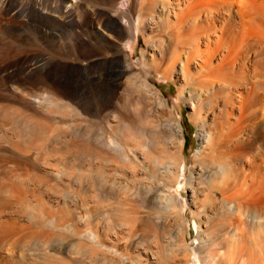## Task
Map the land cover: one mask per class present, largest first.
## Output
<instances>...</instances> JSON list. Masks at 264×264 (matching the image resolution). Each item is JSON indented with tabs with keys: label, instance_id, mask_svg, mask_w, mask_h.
Segmentation results:
<instances>
[{
	"label": "rangeland",
	"instance_id": "1",
	"mask_svg": "<svg viewBox=\"0 0 264 264\" xmlns=\"http://www.w3.org/2000/svg\"><path fill=\"white\" fill-rule=\"evenodd\" d=\"M26 1L27 0H0V105H13L19 107L26 114L33 116L36 121L41 120L46 123L48 122L54 130L56 129L54 132L48 133L37 140L38 143H44L48 138H59L60 140H63L72 136L75 137V133L84 134L90 131V128L94 130L97 129L102 135L107 137L108 141H110V138L113 137L110 128L114 126H119L120 128L117 127L116 130L119 134H122L123 137H125V135H127L126 131L124 130L121 119L118 117L120 116L121 105L128 96L127 83L131 80L128 77L131 75L129 71L126 72L124 70L123 74L114 72L112 78L109 79V83L112 85L113 89L112 103L114 106L112 105L113 107L105 108V106L101 104V97H98L97 95L92 99V96L89 98L85 97L86 100L79 99L73 92H71L72 90H67L57 80L53 79L52 71L46 70V67L47 65L53 64L52 66H56V68L59 67L58 69L61 70L62 73L70 72L69 74L76 70L93 72L92 76L94 78L97 80H104V77L98 75L97 71L101 70L104 65H108L120 58L128 57L134 67V72H141L149 84L155 86L159 90V94L166 104L164 115L168 117L171 122L178 123L183 132L182 136L184 144L181 147L182 156H180L179 160L181 161L180 169L182 170L184 168V175L180 176L179 179H188L191 175V171H195L198 167L195 159L196 155L199 153L200 147L197 135L198 125L192 117L193 105H191L190 102V95L192 93L195 95L198 91L200 92L204 89L206 90V85L204 83H207L208 80L205 81V77V79H207V77L212 79L215 78V80L218 81L217 83H222V80L220 79L219 82V80H217L218 78L216 79L213 75L205 76L203 74V76H205L203 78L198 76L200 74H196L197 79L192 80L191 84L187 83L184 90H182V87L185 84L184 80L164 78L159 72L149 68V62L152 58V51L149 46L151 44L150 39L151 37H156L158 34L162 33L161 30L163 29V25L158 19L155 20L158 22H154L156 24L154 26L153 24L150 25L149 23H146L150 16H142L141 6L147 0H28V4L24 3ZM227 1L231 0L202 1L212 5L220 3V8L217 7L216 9H221L219 10V18L221 19V22H218L220 24H218V31L214 34L215 36L213 35V37L210 35V39L212 40L211 44H215L214 42L218 39V36L222 35L221 37H225L224 27L226 28L229 23L235 25L236 33L239 36L245 34V37L242 38H246L248 36L246 34L251 32L249 26L250 19L248 18V14L246 15L244 13V11L247 12L246 9L248 8H242L243 5H241V2H244L245 0H238L239 2L237 0H232V6ZM248 2H251L250 5L247 4ZM244 3L247 5L244 4L245 6L243 7L249 6V10L256 8L258 5L256 4V0H247ZM227 6H230L229 10H226L228 9ZM155 7L154 10H161L160 2L156 4ZM216 9H214L215 11L213 10L214 14H218ZM157 10H155L154 14L152 13L154 17L157 15ZM86 11H89V14L91 13V15H94V19L86 13ZM251 11L249 14L253 15V12ZM69 13L75 15L78 14V17H75V22L71 21V19L67 20L66 17H62V15L67 16L66 14ZM171 14L169 15V19L173 21V14ZM202 15H204V12ZM55 16L58 17L64 25L58 23L54 19ZM141 17L143 18V25L145 24L144 27H138L137 24ZM90 19L92 23L90 22ZM112 20H116L117 22L120 21L122 23L124 22L123 24L125 25L128 23L131 24L132 22L133 26L131 29H128L130 25H127L128 27L124 25L123 29L121 26H113L108 22ZM72 22H74V24ZM146 24L149 25L147 26ZM158 27H160L159 29L161 32ZM153 39L154 38H152V40ZM109 40H111L112 44L109 43ZM193 45L195 46H192L191 43H185L184 46L180 44L179 48L180 50L182 49L181 52L183 54V50H190L187 48L192 47L191 49H193L196 47V44ZM200 49H206L203 43H200ZM217 51L212 58L213 64L218 61L219 54L223 50L220 48ZM205 52L206 51H204V54ZM182 54L180 53L184 59L185 54ZM201 54L202 53L198 54L197 52L193 53V56L191 57L192 71L198 69L197 63L201 58ZM126 77L130 80H127ZM201 80L204 85L200 82ZM199 83L202 84L200 87L198 85ZM22 88H24V90ZM218 94L223 95L221 92ZM37 96L40 101H35ZM132 96L138 98L139 100L134 99V101H139L140 104H131V109H134V112L135 107L142 110L140 112L141 116L143 115L142 119L144 121L152 120L151 97L141 96L137 92L133 93ZM98 102L99 104H97ZM58 108L63 112L58 110ZM104 118H108L107 121ZM27 123L32 125L29 121ZM5 128H7V126H2L0 128V150L7 147V143L2 140L4 131L6 130ZM128 129L131 131L130 127ZM115 131L113 132L114 135H119L118 133H115ZM135 138V140L140 142L148 139L147 135L142 132L139 133V135L137 134ZM133 145L134 144H128V148H134L135 145ZM33 151L34 150H31L30 152L32 157L37 155L34 153L35 151ZM145 151L148 150H135V154L138 156V162L143 160V156L141 155H143ZM52 153L50 155L45 153H43V155H38L39 158L37 161L35 160L39 167L37 174H40L44 181L38 186L31 184L34 181H31L30 184H25V186L30 189L34 187L38 188V190L42 192L43 196L41 199L42 202H45V207H50L48 204H54L55 206V203L57 204V202L59 205H62L66 200L67 203L69 201L66 206H69L70 210L73 208L75 209V205H79L77 211L87 217L91 212L86 208L93 205V203L94 205H100L101 203L100 197L103 195L101 191L103 190V182L100 180L96 187H91L89 180L91 177H89L90 175L86 171L88 160L87 158L85 159V157L77 163L75 162L76 160L74 156L63 158L64 163H67L68 166L76 164V168H68L70 172L68 171L66 172L67 174L63 175L62 173L59 174V170L64 168H62L63 166L61 167V165H59L60 167L58 166L60 169L52 168L51 165L53 163L56 164L60 161L59 157H55V154L53 155ZM150 155L151 154H149V157ZM138 162H135L136 165L133 164V167L135 168H133L132 171L131 168H118L116 178L119 177L117 178L119 179L118 181L121 180V182L123 181L122 183H126V187L128 186V188L123 189L121 185L116 184L120 186V188L115 185V189L119 191L121 189V193L118 192L117 195L120 194L121 196L122 194L124 197L126 194L129 196L128 193H130V195L135 193L132 200H135L136 206L139 204L140 206H138V208H140L142 206V197L148 195L145 193L147 192L145 190L146 187L143 188V186L149 184V182L145 178L146 174L142 171L141 167L138 166ZM81 164L83 168L81 167ZM80 168H82V171L78 172ZM131 173H134L132 174L133 178L130 175ZM123 174L124 177L127 178L120 179V177H123ZM113 176H115V174H113L112 177ZM105 177L107 176L105 175ZM58 178H60V180ZM149 185H152V183ZM141 186L142 190L140 188ZM153 186L155 189H165L167 193L177 196L178 199L186 203L184 204L185 206L183 205L182 207L183 210L180 209L181 212L179 209H176L172 214L166 212V214L163 213L164 211L159 207H155V209L153 208L152 213L154 214V220L152 221L153 224L151 229H149V232L147 230H145L147 232L144 230L141 231L139 227H136V222H134L132 228L128 223H122V225L116 224L118 230L113 228L110 230L109 234L105 236L104 231H106V228L109 225L106 220H104L105 218L98 217L99 219H91L89 221L90 225L89 223L87 224L86 221L80 223L76 222L75 232L77 233L79 231L76 234L75 232L70 231L71 221L69 222V220H66L61 222L62 220H60L58 222L55 220L56 216H45V212L41 211L39 213L31 208L30 206L36 204V201H32L33 203H30L29 205L24 201H22L23 203H20L13 200V202H10L3 208L0 206V225H5L7 229L1 236L0 263L2 264L4 260L8 261L7 263L9 264H42V262L45 264H62L61 258L63 257V254L64 256L70 255L69 257L72 258H80L81 255L76 254L74 248L71 249L70 244L73 245L74 243L85 242V244H92L91 246L97 248L98 244H96L93 237H90L91 234L94 233V230L92 229L94 226L93 224H95L97 229V234H94L100 236L102 239L105 238V241H102V244L98 246V248H101L100 250H103L102 252H106L108 257L111 260H114L116 264H181L187 261L190 257L192 259V255H197V251L201 262H205L211 260V257L208 258L210 255L205 243H221L222 238V243H224V241L226 242L227 239L230 240L232 238L231 240L234 239L235 241H233L237 242L238 246H242L244 249L242 250V254L237 252L229 254L234 264H240L241 262H243L242 264L264 263V204L263 206L261 205V216H258V218L255 217L253 220L250 219V217L247 218V214H244L243 210L239 207L240 203L234 198L225 201L219 196V194H216L215 203H210L209 201H207L208 203H201L200 201H203L206 190H201L199 192L198 198L200 200L198 201L191 199V191L185 186V184H183V182L172 188L164 187L162 182L154 184ZM56 187L61 188L59 191L60 193L56 190L59 196H57V192L54 191V188ZM95 193H98V197ZM143 193H145L144 196ZM85 194L87 196H85ZM92 194L93 197L95 195L97 198L91 197ZM136 194L137 196H135ZM88 195L90 197H88ZM65 196L66 198H64ZM83 196L90 199H86V204L84 205L82 203ZM129 198L130 197H128V199ZM143 206L140 208V213L145 214L148 212L149 206ZM174 213L177 216H175ZM128 226L131 228L130 230L128 229ZM76 227H78L77 230ZM138 230L140 231L138 232ZM143 232H145V235H143ZM151 232H153V234ZM86 235H88V237ZM212 235L213 237L216 235V237L213 238ZM115 236H118V240L121 243L119 251L113 249V246L111 247L112 249L110 248L112 242L116 241ZM89 238L92 242L88 240ZM62 243L65 245L67 244L63 249L64 253H56L55 248L61 246ZM165 248V255L161 256V252ZM170 249H174V253L176 254H173L172 252L174 250L172 251ZM72 250L74 251L72 252ZM121 250H124V252H121ZM122 253L123 255L120 256ZM82 258L86 257L82 256ZM56 259H58V261ZM86 261H88L87 258ZM205 263L207 264V262ZM96 264H101V262Z\"/></svg>",
	"mask_w": 264,
	"mask_h": 264
},
{
	"label": "bare ground",
	"instance_id": "2",
	"mask_svg": "<svg viewBox=\"0 0 264 264\" xmlns=\"http://www.w3.org/2000/svg\"><path fill=\"white\" fill-rule=\"evenodd\" d=\"M29 1L27 0L24 3L28 4ZM202 1L204 0H147L141 6L142 16H150L146 23H149L150 25L153 24L154 26L156 25L154 23L156 22L155 20L158 19L163 25V29L161 28L162 33L158 34L156 37H151L150 39L151 44L149 46L151 47L152 58L149 62V68L159 72L164 78L184 80L185 84L182 87V90H184L187 83L191 84L192 80L197 79L196 74H200L198 76L203 78L206 75H213L216 79L218 78L217 80H219V82L220 79L222 80V83H217L218 81H216L215 78L212 79L207 77V79H205V77L204 80H208L207 83H204L206 85V90L204 88V90H201L200 88L201 91H198L195 95L193 93H190L191 95L189 94L191 96V98L189 97L191 100H189L191 105H193L192 117L198 125L197 135L200 144L199 153L196 155L195 159L198 167L195 171H191L189 178L186 180H182L183 178L181 180L179 179L180 176L184 175V168L182 170L180 169L181 161L179 160L180 156H182L181 147L184 144L182 136L183 132L180 129L179 124L171 122L170 119L164 115L166 104L160 96L159 90L155 86L149 84L141 72H134V67L128 57L120 58L108 65H104L101 70L97 71L98 75L104 77V80H97L92 76L93 72H87L85 70V72L77 70L72 71L71 74H69L70 72L62 73V71L58 69L59 67L56 68V66L50 64L47 65L46 70L52 71V78L57 80L64 88L72 90L71 92L81 100H84L85 97L89 98L90 96H92V99L97 95L98 97H101V104H103L105 108L114 106L112 103L113 89L112 85L109 83V79L112 78L114 72L123 74L124 70L126 72L129 71L131 75L128 77L131 80L126 77L127 80H130L127 83L128 96L121 105L120 116L118 117L121 119L127 135L123 137V135L119 134L116 130L119 126H114L110 128L113 137L108 141L107 137L102 135L97 129L94 130L90 128V131L87 133H75V137L72 136L63 140H60L59 138H48L44 143H38L37 140L48 133L54 132L56 129L54 130L48 122L46 123L41 120L36 121L33 116L26 114L19 107L13 105H0V128L2 126H7L2 139L7 143V147L0 150V206L2 208L10 202H13V200L20 203H23L22 201H24L29 205L30 203H33L32 201H36V204H31V208L39 213L41 211L45 212V216H56L55 220L58 222L60 220H62L61 222L66 220H69V222L71 221L70 231L72 232H75L76 222L80 223L86 221L88 224L91 219H97L98 217L105 218L104 220H106L107 224L110 226H107L106 231H104L105 236L109 234L111 229H117L118 226L116 227V224L122 225V223H128L132 228V225L136 222V227H139L141 231L147 230L149 232V229H151L153 224L152 221L154 220V214L152 213L153 208L155 209V207H159L164 211L163 213L166 212L172 214L176 209H179L180 211L186 203L178 199L177 196L167 193L165 189L159 190L153 188V185L162 182L164 187L172 188L183 182V184L190 189L192 200L199 201V192L201 190H206L203 201H200L201 203H208L207 201L215 203V195L219 194V196L225 201L233 198L237 200L240 203L239 207L243 210L244 214H247V218L250 217V219L254 220L255 217L258 218V216H261V207L264 204V0H256V4H258L257 7L250 10L249 6H243L247 4L250 5L251 2H248L247 4L244 3L247 0L241 2V5H243L242 8H248L246 9L247 12L244 11V13L246 15L248 14V18L250 19L249 26L251 34L248 33L246 34L248 35L246 38H242L245 37V34L239 36L236 33L235 25L229 23L226 28L224 27L225 37H221L222 35L218 36V39L214 42L215 44H211L212 40L210 39V35L213 36L217 33V27L218 24H220L218 22H221V19L219 18V10L221 9H216L217 7L220 8V3L212 5L210 3L207 4L208 1L205 3ZM231 1L227 2L231 4ZM157 2H160L161 10L158 11L155 9L157 10V15L154 17L152 13H155L154 8H156L155 6L158 4ZM229 7L227 6L228 9L226 10H229ZM214 9H216V12L218 11V14L213 13ZM250 11L253 12V15L249 14ZM203 12L204 15H202ZM86 13L89 14V11H86ZM171 13L174 18L173 21L169 19ZM66 15L67 16L62 15V17H66L67 20L71 19V21L74 22L76 21L75 17H78V14L75 15L69 13ZM89 15L94 19V15H91V13ZM54 19L58 23H62L61 25H64L58 17L55 16ZM74 22L72 23L74 24ZM90 22L92 23L91 19ZM108 22L113 26H121L124 29V22H117L116 20ZM138 22V27H144L145 24L143 25L142 17ZM132 24L133 23L131 22V24H127L128 26L130 25L129 27L127 25L125 26H127L128 29H131L133 26ZM149 24L146 25L148 26ZM160 27H158V29ZM152 38L154 39L152 40ZM109 43H111V40H109ZM185 43H191L192 46H195L193 44H196V47L193 49H191L192 47L187 48L190 50H183V54H185L183 59L180 55V53L182 54V49L180 50L179 45L182 44V46H184ZM200 43L205 45V50L200 49ZM220 48H222L223 51L219 54L218 61L213 64L212 58L215 52ZM193 51L198 54L202 53L200 55L201 58L197 63L198 69H195L196 71L191 70V57L193 56ZM204 51H206L205 54ZM203 74L205 76H203ZM200 82H202V80ZM202 84L199 83V87ZM22 89L24 90V88ZM135 92L144 97H151L152 120L144 121L142 119L143 115L141 116L140 112L142 110L135 107L134 112V109H131V104H140L139 101H134V99L139 100L132 96ZM219 92L223 93V95H219ZM35 101H40L38 96L35 98ZM97 104H99V102ZM59 108L58 110L61 111ZM107 119L105 120L107 121ZM28 121L32 123V125H29L27 123ZM129 127L131 128V131L128 129ZM114 131L119 135H114ZM141 132L145 133L148 139L140 142L135 140V137ZM128 144H134L136 147L133 145L134 148L129 149ZM137 149L143 151L148 150L145 151V155H141L143 156V160L140 162L137 161L138 156L135 154V150L137 151ZM31 150H34L35 152H33L37 155L32 157L30 155ZM43 153L49 155L52 153L53 155L55 154V157H59V163L49 165H51L53 169H58L60 167L59 165H61V167L63 166L62 168L64 169L59 170L58 172L59 174L62 173V175L67 174L66 172L69 171L68 168H74L76 165L72 164L68 166L67 163H64L63 158L74 156L76 163L80 162L83 157H85V159L87 158L86 171L90 175L89 177H95L89 179L91 187H96L100 180L103 182V190H101L103 195L100 197L101 203L100 205H94V203L91 206L87 205L89 207L86 209L91 212L87 217L77 211L79 205H75V209L73 208L70 210L69 206H66L69 201L67 203L65 199V202L62 205H59L57 202V204L55 203V206L54 204H48L50 207H45V202H42L41 199L43 196L42 192H40L38 188L34 187L30 189L25 186L27 183L30 184L31 181H34L31 184L35 186H38L44 181L42 179L43 177H41L40 174H37L39 167L36 163L39 158L38 155H43ZM149 154H151L150 157ZM135 162L139 163L138 166H140L142 171L146 174L145 178L148 180L149 184L152 183V185L146 184L143 186V188L146 187L145 190L147 192L145 193L148 195L144 196L145 193H143L144 197H142L141 203L142 206H149L148 212H144L145 214L140 213V208L142 206L138 208L140 205L138 204V206H136L135 200H132L135 193L131 195L128 193L129 196L126 194L125 197L121 194V197L120 194L117 195L118 192L121 193V189L120 191L115 189L116 184L121 185L123 189L128 188V186L126 187V183H122L123 181L121 182V180L118 181L119 179L117 178L119 177L116 178L118 168H131L132 171L133 168H135L133 167ZM82 168H80L78 172L82 171ZM111 174H115V176L112 177ZM132 174L134 173L130 174L131 177ZM105 175L107 177H105ZM122 178L127 177H124L123 174V177H120V179ZM58 179L60 180V178ZM118 188H120V186H118ZM140 188L142 190V186ZM54 189V191L57 190L58 192L61 190V188L57 187ZM58 192L57 196H59ZM89 195L88 197H90ZM97 195L98 193L96 196ZM85 196L87 195L85 194ZM85 196L82 197L83 205L86 204V199L90 200ZM96 196L94 195L93 197L92 194L91 197L97 198L98 196ZM135 196H137V194ZM128 197L130 198L128 199ZM64 198H66V196ZM175 216L177 215L175 214ZM93 225L92 229L94 230V233L97 234L95 224ZM131 228L129 227L128 229L130 230ZM77 229L78 227H76V230ZM6 230L5 225H0V241L2 240V233ZM139 231L140 230H138V232ZM145 232H143V235H145ZM94 233L91 234L90 237H93L96 244L100 246L102 241H105V238L102 239ZM151 233L153 234V232ZM86 236L88 237V235ZM115 237L116 241L112 242L110 248L113 246V249L119 251L121 243L118 240V236ZM214 237H216V235ZM222 239L221 243L208 242L210 244H207L204 242L206 244L205 246L208 247L210 255L207 256L208 258L211 257V260L207 259L208 261H205L207 264H234L229 254L232 252L242 254V250L244 249L242 246L239 247L238 243L234 242V239L233 241L231 240L232 238H229L230 240L227 239V241L225 238L226 242L223 240L224 243H222ZM88 240H90V238ZM91 245L85 244V242L74 243L73 245L70 244L71 249L74 248L76 254H80L81 256L80 258H72L69 257L70 255L64 256L63 254V257L61 258L62 264H96L98 262H101V264H116L114 260H111L108 257L106 252L104 253L102 252L103 250H100L101 248H98V246L97 248H94V246ZM65 246H67V244L65 245L62 243L61 246L56 247V253H64L63 249ZM74 250H72V252ZM164 250H166V248L161 252V256L165 255ZM170 250L173 251L174 249ZM121 252H124V250H121ZM174 252L175 250L172 253L176 254ZM198 254L197 251V255H192V259L190 257L187 261L181 264H206L205 262H201ZM121 255H123V253L120 254V256ZM82 256H85L88 261H86V258H82ZM56 260L58 261V259ZM7 262L8 261L3 260L2 264H9ZM242 263L243 262L240 264ZM42 264L45 263L42 262Z\"/></svg>",
	"mask_w": 264,
	"mask_h": 264
}]
</instances>
